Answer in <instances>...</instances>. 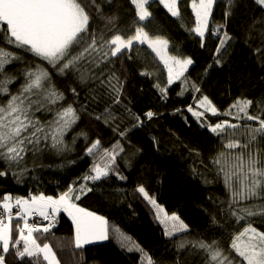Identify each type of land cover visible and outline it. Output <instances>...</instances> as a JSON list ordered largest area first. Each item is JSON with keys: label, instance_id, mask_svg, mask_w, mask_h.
Listing matches in <instances>:
<instances>
[{"label": "trees", "instance_id": "trees-1", "mask_svg": "<svg viewBox=\"0 0 264 264\" xmlns=\"http://www.w3.org/2000/svg\"><path fill=\"white\" fill-rule=\"evenodd\" d=\"M192 1L179 0L173 16L159 0L140 13L133 0H61L84 17L69 43L48 19L50 9H35L31 15H40V24L52 21L64 40L50 55L17 34L33 26L32 16L15 26L10 13L9 22L0 18V77L10 81L0 108L13 101L24 113L39 95L49 110L33 113L30 121L46 139L51 125L55 141L62 142L57 151L47 149L57 154L43 157L15 150L23 148L18 133L8 144L7 167L0 139V207L66 191L106 221L105 240L83 247L65 233L33 234L34 245H51L57 264H246L239 237L254 228L264 239V204L257 207L236 185L240 177L261 175L264 181V131L255 134L264 128V0H214L204 39L194 32ZM141 35L164 42L169 56L190 61L176 81L147 44L128 45ZM44 74L23 97L32 78ZM224 121L241 123L239 132L254 136V143H222V132L211 129ZM57 128L65 130L62 137ZM224 148L246 155H231L223 166ZM250 180L246 188L253 186ZM144 192L177 215L185 231L168 236ZM13 224L16 240L28 224ZM50 229L64 231L66 223ZM23 245L4 264H47L41 254L29 257ZM258 247L264 244L250 254L264 264Z\"/></svg>", "mask_w": 264, "mask_h": 264}, {"label": "rangeland", "instance_id": "rangeland-1", "mask_svg": "<svg viewBox=\"0 0 264 264\" xmlns=\"http://www.w3.org/2000/svg\"><path fill=\"white\" fill-rule=\"evenodd\" d=\"M149 1L150 0H133V3L136 7V10L140 13ZM159 1L171 15L176 16L178 14L177 7L179 0ZM213 5L214 0H193L189 4L196 23L194 32L201 39H204L207 35ZM70 7L72 8L64 7L61 3V0H0V18L2 20L5 19L6 22H9L6 19L5 15L7 12L10 13L12 16L9 17V20H13V25L15 26L16 20L18 22L19 20L21 21L26 19L27 14L32 16L33 20L29 23H31L34 28L32 26L22 33L21 29L17 34L22 41L29 42V44L30 42L35 41L37 45L42 46V50H38L40 51V53L50 55L53 52L59 50V48H53L52 46L59 44L60 40L62 42L64 41L57 36L56 32L59 28L60 32H63L64 38L65 40H67V43L71 42L70 40H72L80 31V29L77 31V27L78 25H81L84 17L83 15H81L80 10L75 4ZM35 9H37L40 14L45 12V10L50 9L48 19L56 21L59 28H56L55 24L52 21L49 24H40L39 21L42 19V17L40 15L38 17L36 15H31V13H34ZM72 32L73 34L71 35ZM48 42L50 43L47 44ZM135 42H143L147 44L149 48H151L153 53L162 64L164 71H167V74L169 75V79H171V81H176L185 72L190 63L189 60L169 56L166 45L160 40L150 41L146 36L141 35V38L129 41L128 45H133ZM45 78V74L41 78H32L31 83L29 84L30 86L23 89L24 95L22 96L26 97L25 93H27L28 95V92L26 91H28L30 87H34L35 89H37L39 87V83H42ZM9 84L10 81L7 77H0V94L8 92L7 88ZM171 84L172 83L170 82V85ZM31 93L33 94L34 91H31ZM15 94H17V92H14L13 95ZM14 98L15 97H12V100H14ZM48 98L52 100L50 96H48ZM203 107L204 102H201L198 108L200 111H204ZM48 110L49 106L46 100L39 95H36L34 98H30V104L28 105L26 112L24 113L18 107H14L13 101L10 102L8 106L0 108V139H2V141L5 143V148L2 151L3 157L9 158L10 154L8 144L12 139H15L17 137L16 134L18 133H22V137L20 138V145H22L23 148H15V150L22 152L31 150L35 153V155H44L43 157H45V155L57 154L56 152L47 150L49 147H52L57 151L62 145L61 140L55 141V134L51 132L52 126L50 125L48 129L50 138L46 139L44 136L45 132L42 131V133L37 134V127H33L34 125L32 121H30V117L33 115V113H37L40 111H45L47 113ZM209 112L213 113L212 111ZM241 126V123H229L224 121L220 122L217 127L215 126L214 128H212L211 131H214L215 128L219 129V132H222V134L220 135V140L225 143L236 141L234 146H247L253 144L255 137H248L243 135L242 132H239ZM45 127L46 126L43 127V130ZM56 131V135L61 137L65 133L64 129L62 131H58L57 128ZM255 131V134L257 136H261L264 128L259 127L256 128ZM237 141H239V143H237ZM12 153L16 154L15 151H12ZM243 155H246V151ZM229 157L232 156L223 155L222 163L220 164L223 166H227V159ZM53 159L54 161H56L57 157ZM243 161L246 162V160ZM57 165L58 163H54V166ZM10 166H12V163L9 158L7 167ZM247 180H250V178L240 177L239 183H234L241 187L243 193L248 194L250 197L258 201L257 203H255L257 207L264 204V181L263 178H261V175H258L256 178L250 180L253 182V186L248 188L245 187ZM254 190L256 191L252 192ZM144 195L146 196L149 204L152 206L157 221L161 224L168 236H173L185 231V225L177 215L166 212L165 208L157 203L155 199L149 197L146 192H144ZM261 200L263 201L261 202ZM67 201H69L70 203L69 207L63 206V203ZM21 202L23 203H7L6 207L4 205L3 207H0V210H3L0 211V231L3 229H7L10 226L12 228V226H14V220L19 221L21 224H28L27 227H23L24 232H22V230L20 231L22 233L21 237L25 239L24 241H22V238H17L14 242H12V238L9 242H4L0 239V264H4L6 257L11 253L12 250H15V248L18 247L19 243H21L22 245L24 244L23 246L25 248V252L28 253L29 257L31 255L41 254L47 264H57V260L54 256L55 253L53 254L50 248L51 245L49 243H47L49 245L42 246L34 245L33 234L36 235V233L38 232H41L42 236H44L45 234L48 235V233L53 232L52 238L65 233L64 235L70 236L69 238H75V243L78 247L99 243L104 241L106 238V221L103 218L95 216L88 210L78 206L73 202V200L68 198V194L66 193V191L65 193H62L56 197H48V195L46 194H41L40 196L32 199L29 202ZM251 204L253 205V202ZM27 220L32 221L28 222ZM62 222L66 223V230L59 231L58 229H50L55 228L56 225H59ZM38 226H41V229H38ZM31 238L32 241L30 242L29 239ZM238 242V244H241L238 252L244 259L245 263L260 264V259L257 260L252 254H250L252 250L257 249L255 248L256 246L264 244V239L256 234V230L254 228L248 229L245 233H243V235L239 237ZM57 244L59 247V245H61V242H57ZM258 248L264 252V248ZM46 252H48V254ZM16 259H18V257H16ZM218 264L224 263L219 262ZM232 264H238V262L232 261Z\"/></svg>", "mask_w": 264, "mask_h": 264}, {"label": "crops", "instance_id": "crops-1", "mask_svg": "<svg viewBox=\"0 0 264 264\" xmlns=\"http://www.w3.org/2000/svg\"><path fill=\"white\" fill-rule=\"evenodd\" d=\"M35 199V198H34ZM19 201V203L20 204H22L23 202H21V200H18ZM18 201H15V202H18ZM11 204L13 203V202H10ZM22 206V205H21ZM5 207H6V205H5ZM37 210V209H36ZM36 210H32V211H36ZM40 210H42V209H40ZM11 238H12V240H15L14 238H13V226H12V228H11V226L9 227V228H7V229H3V230H1L0 231V239L2 240V241H4V242H6V241H11ZM20 238V237H19ZM22 238V237H21ZM25 239H23L22 238V241H24ZM30 240V242L32 241V238L31 239H29ZM2 261V260H1ZM3 264V263H2Z\"/></svg>", "mask_w": 264, "mask_h": 264}, {"label": "bare ground", "instance_id": "bare-ground-1", "mask_svg": "<svg viewBox=\"0 0 264 264\" xmlns=\"http://www.w3.org/2000/svg\"><path fill=\"white\" fill-rule=\"evenodd\" d=\"M222 143H224V142H222ZM237 143H239V141H237ZM226 148V147H225ZM225 148L222 150V154L223 155H243L242 153H239V152H237L236 151V153L235 152H231V151H229V150H225ZM75 203V202H74ZM69 205H70V203H69V201H67V202H64L63 203V206H66V207H69ZM90 212V211H89ZM91 213V212H90ZM92 214V213H91Z\"/></svg>", "mask_w": 264, "mask_h": 264}, {"label": "built area", "instance_id": "built-area-1", "mask_svg": "<svg viewBox=\"0 0 264 264\" xmlns=\"http://www.w3.org/2000/svg\"><path fill=\"white\" fill-rule=\"evenodd\" d=\"M0 211H2V210H0Z\"/></svg>", "mask_w": 264, "mask_h": 264}]
</instances>
